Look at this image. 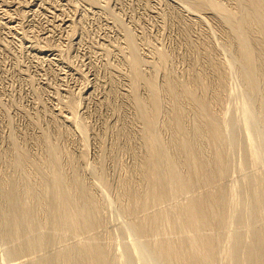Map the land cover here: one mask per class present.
Listing matches in <instances>:
<instances>
[{"label": "bare ground", "instance_id": "6f19581e", "mask_svg": "<svg viewBox=\"0 0 264 264\" xmlns=\"http://www.w3.org/2000/svg\"><path fill=\"white\" fill-rule=\"evenodd\" d=\"M185 1L189 4L188 7L199 11L200 18L203 13L219 23L224 21L223 24L229 27L233 41H230L232 46H229L245 85L244 95L248 97L247 100L253 102L249 108L254 112L255 122L252 120L253 116H250L252 119L249 118L248 121L252 120L258 125L262 135L259 130L258 134L264 136V0H234L236 7L233 12L227 11L218 0ZM221 31L223 33V30ZM126 44V60L131 69L129 95L135 108L131 106L136 110L142 124L138 135L143 153L137 154L139 157L134 155V158H140V161L135 162L137 166L134 170L131 168L133 171L123 168L122 172L119 173L121 169L117 172L118 176L115 175L116 180L113 182H116V191L113 201L117 203L126 219L127 230L140 237H161L154 236L155 238L131 243L124 259L140 258L142 253L144 256L148 253L155 262L149 264H264V239H261L263 235H259L258 227L244 233L248 239L243 233L236 231L202 232L211 228L220 229L223 225L229 226L242 217V208L238 209L240 213L235 209L239 206L235 204L237 196L231 198V192H235L236 186L228 185L232 180H229L228 184L226 182L234 160L232 158L231 161V147L236 145L238 136H242L239 138L242 143L238 142V145L242 146L244 141V163L249 160L250 163H247L251 165L256 160L250 150L249 140L242 134L240 119L237 117L239 115L229 114V108L224 112L218 107L216 109V95L221 94V86L225 81L224 74L219 73L220 59L212 56L211 50L204 52L207 63L218 72V87L215 86L217 89L214 91L208 87V82L203 81L205 74L198 70L192 71L188 79L182 80L175 79L172 73L167 72L159 84L155 76H145L142 69L140 70L141 59L130 33L126 35ZM156 54L162 63L168 60L164 50L158 49ZM140 86L147 91L144 98L141 96ZM163 93L169 97V102L164 103L161 98ZM244 103H247L246 100ZM163 114L166 116L162 117ZM241 117L242 121L246 119ZM229 120L234 121V127H230ZM245 121L247 126V120ZM250 126L253 127L252 124ZM166 127L170 129L168 137L163 136ZM127 131L129 133V130ZM260 141L262 140H259V143ZM12 145L14 158L9 161L14 173L10 167V175L4 177L5 174L0 172L3 174H0V237L5 242L26 237L5 249V255L9 257L8 264H119L123 255L113 249L111 243H105L108 240L103 241L110 235L108 227L105 229V226H109L105 217L107 203L104 197L96 193L93 184L87 185L81 180L80 167L68 159L69 168L64 169L61 150L55 145L48 147L43 159V156H37L40 157L39 160L33 159L30 150L22 149L16 143ZM262 145L264 142L260 143V149L263 150ZM236 150L242 149L237 147ZM238 153L241 156V153ZM102 159L103 166L105 159ZM238 163V166H242ZM244 163L245 170L243 167L242 170L246 172L249 166H244ZM104 170L101 167L98 177L107 188L110 180ZM252 171L254 172V169ZM259 172L261 173V170ZM261 174H258V179L262 177ZM240 176L245 177L242 173ZM231 177L233 183L235 176ZM254 179L252 187L248 190L249 203L245 199L248 192L244 197L248 210L243 209L244 212L241 213L248 214L249 211V219L245 217L248 221L254 220L255 207L258 205L263 208L264 203L263 179L258 180L256 184ZM237 183L241 185L242 181ZM247 183L249 185V182ZM245 190L243 187L239 194ZM247 203L244 202V208ZM175 233L182 235L173 236ZM100 235L105 236L103 242L99 241ZM223 237L226 242L231 243L229 248ZM220 240L226 243V249L225 246L223 249V244L220 248ZM139 244L148 252L144 249L145 253L141 252L142 247L140 248Z\"/></svg>", "mask_w": 264, "mask_h": 264}, {"label": "rangeland", "instance_id": "374dc122", "mask_svg": "<svg viewBox=\"0 0 264 264\" xmlns=\"http://www.w3.org/2000/svg\"><path fill=\"white\" fill-rule=\"evenodd\" d=\"M218 1L227 11L233 12L236 7L234 0ZM187 4L185 0H0V172L5 174L4 177L14 173L10 164L14 158L12 153L14 143L22 149L30 150L35 160L40 159L37 156H43L41 159L46 157L48 147L54 145L58 147L62 153L61 162L64 169L69 168L68 159L73 160L74 164L80 167L81 180H84L83 182L87 185L93 184L96 193L104 197L107 203L105 217L108 221L107 225L109 224L105 226V229L108 227L110 235L106 239L104 235H100L99 241L108 240L105 243H111L112 248L116 249L121 256L123 255L119 264L155 263L148 253L145 254L146 256L142 253L143 256L140 258L132 257L130 261L125 260L124 255L131 243L160 236L140 237L127 230L126 219L122 216L117 203L113 201L116 191L114 184L116 182L113 181L116 180V176L122 172L123 168L127 171L131 168L134 170L140 161V158H134V155L139 157L138 155L143 153L138 135L142 124L136 110L133 109L135 107L129 95L131 69L126 60L128 59L126 44L128 33L132 35L141 59L140 70L142 69L145 76H155L159 84L168 73H172L175 79L182 80L188 79L192 71L198 70L205 74L203 81L208 82V87L214 91L217 89L215 86L218 85V72L207 63L204 52L211 50L212 56L220 59L222 72L219 71V73L224 74L225 81L221 86L223 88L221 94L219 93L220 95H216L217 99L215 98L216 109L219 108L224 112L226 108H229L230 110L227 109L229 114L239 115L237 117L240 119L242 134H245L244 136L249 140L248 144L252 148L250 150L253 158L256 159L251 165L247 163L249 160L244 163L242 156H246L243 155L246 154V150L243 146L244 141L243 147L241 144L238 145V142L242 143L240 140L242 136H238L240 141L237 140L233 147L236 149L239 147L242 150L237 151L231 147V161L232 158L234 160L232 164L230 163L229 179L226 181L227 184L229 180L233 181L231 176L233 178L235 176L233 183L242 181L241 185L237 183L241 187L236 183L233 184L232 181L228 184L236 186L234 190L238 193L235 195L234 191V193L231 192V198L237 196L236 200L233 199L236 202H233L239 204L238 207L234 204L238 213L244 212L243 209L247 208L248 190L253 185L254 177L255 184L260 179L264 182V153H262L264 149H260L264 136L263 138L260 136L262 134L258 125L253 123L255 115L252 108H249L253 102L247 100L248 97L244 95V92L246 94L245 85L232 57L229 46H232L231 42L233 43L232 33L229 27L223 24L224 21H221V24L203 13L200 18L199 11L188 7ZM158 49L166 53L168 59L165 61L166 64L157 58ZM159 62L162 65H159ZM139 90L142 98L146 97V89L140 86ZM161 98L165 101L164 103L169 100L164 93ZM244 100L247 103H244ZM165 116L162 115V117ZM241 116L246 119L242 121ZM249 118L254 121H248ZM245 120H247V126L244 124ZM229 121L230 127H234V121ZM251 124L253 127L250 126ZM168 130L170 129L166 127V135L169 133ZM165 133L163 132V136L168 137L169 134L166 136ZM259 140L262 141L259 143ZM137 148L138 152H136ZM5 153L6 155H3ZM238 154L241 157L240 160ZM102 158L105 159L103 166ZM132 159H135L134 162ZM238 162L242 166L239 165V167ZM243 163L244 166H249L246 172ZM101 167L105 169L104 173L110 180L107 188L102 185L98 177ZM238 167L241 170L243 167L244 170L241 171ZM8 168L13 172L10 173ZM251 171L254 175L250 173ZM241 173L245 176L244 178L240 176ZM258 174L262 176L260 179L257 178ZM243 187L246 190L239 194ZM244 202L247 203L245 208ZM239 208H242L240 212ZM247 212L248 214L240 213L241 218L246 222L248 220L245 217H249V211ZM241 218L237 222L230 223L229 226L223 225L224 228L216 230L211 228L202 232L214 233L227 230L244 234L258 227L259 235H263L261 239H264V203L263 208L258 205L255 207L254 220L245 223L241 221ZM178 234L182 235V233H175L173 236H179ZM25 237L7 240V242L0 237V264H8L9 257L5 255V249L19 243V239L21 242ZM223 240H220L222 241L220 248L223 244L224 249L228 242L225 240V243ZM230 245L231 243L226 244L228 248ZM143 249L144 246L141 252H144ZM243 249L242 246L241 251ZM145 252L148 251L145 250Z\"/></svg>", "mask_w": 264, "mask_h": 264}]
</instances>
